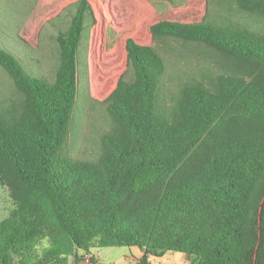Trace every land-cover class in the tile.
I'll return each instance as SVG.
<instances>
[{"label": "trees", "instance_id": "obj_1", "mask_svg": "<svg viewBox=\"0 0 264 264\" xmlns=\"http://www.w3.org/2000/svg\"><path fill=\"white\" fill-rule=\"evenodd\" d=\"M238 5L264 15V0ZM73 6L70 28L57 38L53 83L0 49V65L26 97L19 115L0 111V180L15 204L0 222V264H69L96 245L139 248L146 255L135 264L167 252L193 264H264V34L208 15L153 25L155 40L205 44L248 71L211 87L186 85L171 110L160 98L165 61L129 39L128 73L106 101L115 129L97 163L81 162L64 147L80 47L96 17L87 0Z\"/></svg>", "mask_w": 264, "mask_h": 264}, {"label": "rangeland", "instance_id": "obj_2", "mask_svg": "<svg viewBox=\"0 0 264 264\" xmlns=\"http://www.w3.org/2000/svg\"><path fill=\"white\" fill-rule=\"evenodd\" d=\"M80 0H0V49L16 57L26 72L49 83L60 67L58 35L66 33ZM96 17L88 20L80 47L78 90L64 154L97 163L104 137L115 129L106 101L128 73L127 41L153 47L163 58L162 104L171 110L186 85L213 86L218 77L246 74L242 66L212 47L174 38L155 40L151 27L162 21L200 23L208 15L217 24L264 34V15L240 9L238 0H87ZM128 80L132 74H128ZM26 103L11 75L0 65V111L19 115ZM9 189L0 180V222L14 210ZM45 240L39 252L49 246ZM146 254L139 248H99L70 257L69 264H135ZM90 262L87 263L86 260ZM151 264H193L194 258L167 252L149 255ZM96 263H93V262Z\"/></svg>", "mask_w": 264, "mask_h": 264}, {"label": "built area", "instance_id": "obj_3", "mask_svg": "<svg viewBox=\"0 0 264 264\" xmlns=\"http://www.w3.org/2000/svg\"><path fill=\"white\" fill-rule=\"evenodd\" d=\"M86 262H87V263H89V262H90V260H89V259H87V260H86Z\"/></svg>", "mask_w": 264, "mask_h": 264}]
</instances>
